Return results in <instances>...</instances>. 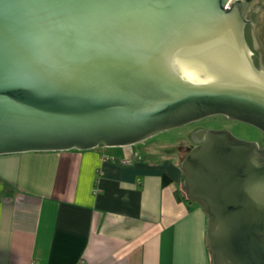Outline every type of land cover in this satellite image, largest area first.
<instances>
[{"label":"water","instance_id":"95a60500","mask_svg":"<svg viewBox=\"0 0 264 264\" xmlns=\"http://www.w3.org/2000/svg\"><path fill=\"white\" fill-rule=\"evenodd\" d=\"M251 0H0V154L122 147L223 115L264 133ZM182 187L212 264H264V144L199 128Z\"/></svg>","mask_w":264,"mask_h":264},{"label":"crops","instance_id":"0c3cea01","mask_svg":"<svg viewBox=\"0 0 264 264\" xmlns=\"http://www.w3.org/2000/svg\"><path fill=\"white\" fill-rule=\"evenodd\" d=\"M129 146L0 154V264H212L180 165Z\"/></svg>","mask_w":264,"mask_h":264},{"label":"rangeland","instance_id":"374dc122","mask_svg":"<svg viewBox=\"0 0 264 264\" xmlns=\"http://www.w3.org/2000/svg\"><path fill=\"white\" fill-rule=\"evenodd\" d=\"M195 126L228 129L235 136L241 139L255 141L260 145L264 144V133L258 128L245 122L229 119L223 115H216L200 119L199 121L189 123L187 125L161 131L139 143H136L134 147L137 150H140L143 158L146 160L151 159V157L155 158V156L165 155L166 157L173 159L176 166L179 167L181 160L186 154V151H182L179 156L174 154V152H177V149H180L186 143L189 135L192 133V131H194L193 128ZM124 147H129L128 149L130 152H132V148H130L131 146H103V149L108 151V149H122ZM111 150L109 152H111ZM172 151L173 154L171 153ZM182 179L183 174H181V178L179 176V185L181 191L183 192L185 189L182 188Z\"/></svg>","mask_w":264,"mask_h":264},{"label":"flooded vegetation","instance_id":"af4514ba","mask_svg":"<svg viewBox=\"0 0 264 264\" xmlns=\"http://www.w3.org/2000/svg\"><path fill=\"white\" fill-rule=\"evenodd\" d=\"M246 18L248 20V23L245 26V36L249 47L253 52L254 62L256 65H259L260 63L264 64V0H251V3L246 11ZM199 128L224 129L195 126L193 130ZM193 145L194 143L191 139L190 134L186 143L180 149H177L178 151L174 152V154L179 156L182 151L187 152L188 148L192 147ZM171 153L173 154V151Z\"/></svg>","mask_w":264,"mask_h":264},{"label":"trees","instance_id":"16d2710c","mask_svg":"<svg viewBox=\"0 0 264 264\" xmlns=\"http://www.w3.org/2000/svg\"><path fill=\"white\" fill-rule=\"evenodd\" d=\"M162 180H163V185L166 186V185H169L171 183H173V177L170 176L167 172L163 171L162 173ZM8 186V185H7ZM183 188V187H182ZM184 189V188H183ZM182 189V190H183ZM5 192L9 195V194H12L14 192V189L12 187H7ZM177 193V198L178 199H184L186 201H190L187 197V192L186 190H184L183 192L181 191V188L179 191L176 192Z\"/></svg>","mask_w":264,"mask_h":264},{"label":"built area","instance_id":"2783aa9c","mask_svg":"<svg viewBox=\"0 0 264 264\" xmlns=\"http://www.w3.org/2000/svg\"><path fill=\"white\" fill-rule=\"evenodd\" d=\"M126 162V161H125Z\"/></svg>","mask_w":264,"mask_h":264}]
</instances>
